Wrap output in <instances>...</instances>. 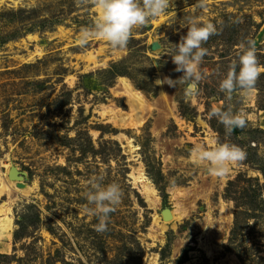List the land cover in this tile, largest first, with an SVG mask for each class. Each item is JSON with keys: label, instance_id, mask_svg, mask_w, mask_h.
I'll return each instance as SVG.
<instances>
[{"label": "rangeland", "instance_id": "rangeland-1", "mask_svg": "<svg viewBox=\"0 0 264 264\" xmlns=\"http://www.w3.org/2000/svg\"><path fill=\"white\" fill-rule=\"evenodd\" d=\"M195 2L172 0L115 49L79 43L93 0H0V264H264V72L251 92L219 90L241 43L253 40L264 66V0ZM193 17L218 34L202 45L203 79L188 99L184 84L159 80L182 77L172 56ZM213 108L243 113L246 126L226 133ZM211 141L246 159L212 175L191 155ZM99 178L122 192L102 233L84 211ZM173 211L181 219L166 222Z\"/></svg>", "mask_w": 264, "mask_h": 264}, {"label": "clouds", "instance_id": "clouds-1", "mask_svg": "<svg viewBox=\"0 0 264 264\" xmlns=\"http://www.w3.org/2000/svg\"><path fill=\"white\" fill-rule=\"evenodd\" d=\"M96 11V20L91 29L83 30L79 43L87 45L90 39L99 38L106 41L112 48L124 49L137 26L146 25L151 19L159 18L172 4V0H93ZM195 7L203 9L206 0H196ZM187 34L176 44L175 55L172 62L175 71L183 73L178 80L164 77L160 84H167L175 88L177 83L184 84V96L191 99L198 94V83L203 79L200 64L208 54V50L202 45L213 35L218 34L215 24L209 22L201 24L196 18H190ZM241 52L238 55V63L233 61L224 78L219 84V90L227 96H231L236 90L251 92L255 84L264 72V66L260 65L257 58V48L251 39L240 44ZM216 117L225 126L226 133L230 134L234 129L244 128L247 120L243 113L235 114L232 111H224L213 108L209 118ZM206 148L196 145L191 150L193 162L206 165V170L217 177H222L232 169L233 165L242 163L246 159V152L234 144H216ZM122 196L119 185L112 183L104 185L102 178L89 181V191L86 193L88 204L84 211L98 217L97 232L107 231L109 216L115 211Z\"/></svg>", "mask_w": 264, "mask_h": 264}, {"label": "bare ground", "instance_id": "bare-ground-1", "mask_svg": "<svg viewBox=\"0 0 264 264\" xmlns=\"http://www.w3.org/2000/svg\"><path fill=\"white\" fill-rule=\"evenodd\" d=\"M122 83H123V85H124V87H125V90H126V93H127V95H128V97H129V99H130V101L132 102V104H133V106H134V109H135V111L136 112H138L139 114H143V112H144V108L146 107V104H145V100H144V98H143V96H141L138 92H135L132 88H131V86L126 82V81H123L122 80ZM7 171H8V173L10 172V170H11V166L9 167H7ZM7 175V174H6ZM18 179V178H17ZM16 179V180H17ZM138 179V182H141L142 184L144 183V191H145V194L147 195V198L150 200V196L151 195H154L155 194V190L153 189V187L147 182V180L145 179V177L143 176V174L141 173L140 174V176H139V178H137ZM16 182V181H15ZM2 185V184H1ZM11 185H16V183H11ZM19 185V184H18ZM22 185H24V184H22ZM21 185V186H22ZM25 186V185H24ZM2 188V187H1ZM3 188H5V187H3ZM5 190V189H4ZM2 191V190H1ZM0 191V192H1ZM20 192H22V193H24L25 194V192H28L27 191V189L25 188V187H21V191ZM2 193V192H1ZM153 197V196H152ZM150 201H152V200H150ZM152 203H154V202H152ZM156 203V202H155ZM154 203V204H155ZM157 204V203H156ZM155 204V205H156ZM176 211V210H175ZM175 211H173L174 213H175ZM183 212V211H182ZM172 213L171 214V216H166L165 215V220H166V222H169L170 220L171 221H176V220H180L181 219V217H182V214H180V215H178L177 213ZM181 213V212H180ZM185 213V212H184ZM161 221V219H159L158 218V220H157V222L158 223H160V221ZM165 224L166 223H163V225L161 226V228L162 229H165Z\"/></svg>", "mask_w": 264, "mask_h": 264}, {"label": "water", "instance_id": "water-1", "mask_svg": "<svg viewBox=\"0 0 264 264\" xmlns=\"http://www.w3.org/2000/svg\"><path fill=\"white\" fill-rule=\"evenodd\" d=\"M12 176H15V175H14V172L12 173Z\"/></svg>", "mask_w": 264, "mask_h": 264}]
</instances>
